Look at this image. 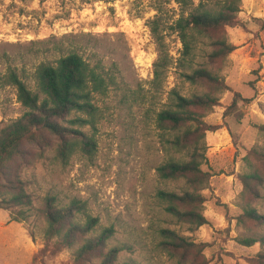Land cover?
<instances>
[{
	"label": "rangeland",
	"instance_id": "obj_1",
	"mask_svg": "<svg viewBox=\"0 0 264 264\" xmlns=\"http://www.w3.org/2000/svg\"><path fill=\"white\" fill-rule=\"evenodd\" d=\"M199 1L214 6L217 0L195 4ZM239 6L240 24L226 27V38L236 48L211 65L226 89L204 118L219 128L205 137L207 160L202 167L212 174L202 191L208 223L191 232L167 215L156 198L158 190L189 189L183 180L162 181L157 175V167L168 159L157 114L166 107L172 89L184 96L207 89L181 76L183 45L171 30L181 16L175 1L0 0V125L26 111L16 88L3 84L10 69L35 89L34 73L40 64H55L76 51L115 78L108 96L99 102L98 150L93 158L77 153L62 165L56 159V138L33 149L22 176L35 206L41 207L47 195L55 196L60 206L72 199L87 202L89 214L98 218L93 235L112 227L108 247L123 248L121 263L176 264L158 248L159 230L170 228L205 244L200 256L204 264H253L252 258L264 250V226L243 225L237 217L246 202L264 214V186L259 198L249 199L239 178L255 170L264 177V168L249 155L251 149L264 150V133L259 131L264 124V0H241ZM153 20L168 57L158 82ZM207 49L197 44L196 65L205 61ZM235 92L250 100L226 114ZM81 130L90 133L89 127ZM44 226L35 213L25 222H15L8 210L0 209V264H73L72 249L51 253L45 248ZM238 238L258 242L245 246Z\"/></svg>",
	"mask_w": 264,
	"mask_h": 264
},
{
	"label": "trees",
	"instance_id": "obj_2",
	"mask_svg": "<svg viewBox=\"0 0 264 264\" xmlns=\"http://www.w3.org/2000/svg\"><path fill=\"white\" fill-rule=\"evenodd\" d=\"M173 1L181 10V16L171 26L183 45L178 61L184 69L181 76L190 84L207 89L190 96L172 89L166 107L157 114L156 124L168 153V159L157 167V175L162 181L183 180L189 189L181 193L158 190L156 198L167 215L194 232L208 223L203 213L206 198L202 191L207 188L212 174L202 167L207 160L205 137L208 131L219 128L204 118L208 110L219 104L218 94L226 89L224 80L211 65L224 61L236 48L226 38V27L240 24L241 0H217L214 6L207 5L206 1L198 4L195 0ZM151 26L159 52L154 62V81L158 82L168 65V57L155 20ZM199 43L208 49L205 61L196 65L195 50ZM34 81L35 89H31L12 69L3 79L4 85L16 88L17 100L26 111L17 119L0 125V209L8 210L10 219L15 222L27 221L32 213L41 217L45 225V248H50L51 253L72 249L73 264H87L95 258L99 264H129L119 262L122 247H108L114 234L112 227L93 235L98 218L89 214L87 202L72 199L60 206L55 196L47 195L42 206L36 207L22 176L33 149L50 145L53 138L57 139L56 159L62 165H68L77 153L90 159L96 155L99 102L108 96L115 78L100 65H91L78 52L69 51L55 64H40ZM249 100L235 92L226 114L238 109L240 102ZM85 127H89L90 133L81 130ZM259 131L264 133V124L259 126ZM249 155L264 168V150L251 149ZM239 178L244 195L249 199L261 196L264 177L257 170ZM237 222L264 226V214L246 202ZM159 236L158 248L176 264H204L200 256L205 244L196 243L170 228L160 229ZM31 237H35L33 233ZM238 241L245 246L258 242L255 238H238ZM251 262L264 264V250Z\"/></svg>",
	"mask_w": 264,
	"mask_h": 264
}]
</instances>
